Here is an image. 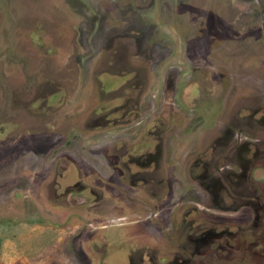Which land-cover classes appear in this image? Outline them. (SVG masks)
<instances>
[{
    "label": "rangeland",
    "instance_id": "obj_1",
    "mask_svg": "<svg viewBox=\"0 0 264 264\" xmlns=\"http://www.w3.org/2000/svg\"><path fill=\"white\" fill-rule=\"evenodd\" d=\"M240 69L262 74L263 80L257 74L256 91L240 80L247 73ZM143 71L158 89L160 99L153 105L163 104L167 111L161 127H150L162 132L157 138L162 161L171 150L170 159L183 163L175 165L178 182L168 184L165 193L178 204L187 181L182 167L193 161L189 200L177 213L189 219V240H181L189 248L164 244L169 263L264 264V210H259L264 208V167L252 170L240 187L208 169L216 175L215 185L225 188L222 199L211 184L200 182L204 138L219 130L213 100L223 94L220 77L250 90L246 97L252 96V103L244 99L248 106L263 102L257 106L262 116L257 113L256 133L264 139V0H0V264H164L159 252L153 260L139 255L146 247L140 226L120 236L124 226L100 228L102 218L80 210L93 205L97 215L105 210L98 201L104 189L97 192L95 184L100 172L136 151L131 140L120 147L123 136L117 140L115 134L132 118L138 88L129 87ZM221 87L229 109H237L232 87ZM164 97L170 104L160 102ZM112 117L119 119L111 123ZM231 117L240 120L236 111ZM89 164L99 172H90ZM57 167H62L58 174ZM108 188L107 195L112 194ZM236 188H252L250 204ZM79 191L91 193V202ZM77 211L83 216L80 227ZM203 223L216 234L202 236ZM146 225L162 235L155 223ZM76 227L83 237L79 247ZM90 229L99 234L96 249L87 243ZM196 239L201 245L192 248Z\"/></svg>",
    "mask_w": 264,
    "mask_h": 264
},
{
    "label": "flooded vegetation",
    "instance_id": "obj_2",
    "mask_svg": "<svg viewBox=\"0 0 264 264\" xmlns=\"http://www.w3.org/2000/svg\"><path fill=\"white\" fill-rule=\"evenodd\" d=\"M111 54L112 53H110V55ZM144 66L150 67V65L147 63H144ZM218 66H220V64L213 68H217ZM243 71L247 72L249 70L240 69V74ZM147 72L149 73L150 71L148 70ZM250 72L251 75H249V72L244 73V76L240 77V80H242L245 86H248L251 91H256V88L253 87H258V82L260 81L258 75L261 77V80H263V76L258 70L255 69H252ZM220 79L221 81L218 83V85L220 86V90H222L223 94H219L217 98L213 97L216 98L213 100V103L216 108L217 120L214 118L216 113L212 114L214 115L213 118L217 121V126L219 125V130L218 133L216 132V134H214V131L211 130L210 132L212 134L209 133L208 136L204 138V142H206L203 145L202 154L205 160L202 163L203 174L200 175L202 178L200 182L203 184V186L205 184H211V186L217 190L219 197L222 199V194L225 192V188H219L215 185L214 182L216 180V175L208 173V169H214L213 174H221L224 179H226V182L229 183V185L235 183L237 187H240L241 182L246 180L247 175H249L252 170L264 167V139L263 137L258 136L256 133V123L259 121L256 119L257 113L262 116V113L258 110L259 108L257 106L263 104V102L260 101L259 104L258 102H255L257 105L253 104L252 106H248L245 104L244 99L248 100V103H252L253 97H246L250 90L245 91L241 89L239 84L234 82V78L230 79L229 82L227 79H225L226 82H224L221 77ZM152 81L155 80H152L151 76L146 74V71H143L142 75H140L135 84H132L130 87L128 85L125 87V93L126 91H129V89H135L136 87L138 88L136 100L133 104L136 109L131 111L130 117L132 118H126V120L130 123L124 121L126 122V125L124 126V122H122V128L120 129L119 127L118 132H116L115 135L118 134L117 140L123 136L120 147L131 140L132 146L136 151L123 156L118 164L105 166L103 169L104 172H100V178L95 184L98 189L97 192H102L104 189L103 194H98L101 197V199L98 201H100L101 205H104L105 210L100 211L99 215H97L98 211L93 209H96L97 206L95 205H93V207L90 209L85 207L80 210L89 212L94 217L102 218V220L98 221V227L100 228H106L110 230L111 227L114 226H124L119 232L120 236H123L126 230L132 232L135 229L134 227L140 226L141 229H143L140 238L144 239L143 245L146 247L139 252V255H150V258L153 260L154 255L159 252L160 257H158L160 261H164V264H170L169 262L171 260L167 256L171 255V253L162 251L163 249H167V245L164 244H168L169 247L179 244V248L184 249L185 251L189 248V243L181 242L182 239L189 240V219L184 221L183 217H178L177 213H179L178 210H180V214L182 213V204L180 206V203L189 200V164H192L193 161L189 163L188 160L187 163H185L182 167V170H186L187 181L184 179L186 188L183 191V194H185V199H183L184 196L181 197L178 204L177 200L173 198H167L168 196H166L165 193H167L166 187L171 186L168 184L176 185V182H178L176 178L175 165H182L183 163L181 161H177L178 159H175V161L170 159L169 156L172 153L171 150H169L168 158L162 161L163 154L160 155L159 152L161 141L158 142L157 139L161 137L162 132L160 129L150 130L151 125L156 126L155 123L159 124L161 127L160 122L165 120V113L167 112L166 108L164 109L163 104H158L156 106L153 105V102L156 100V98L160 99V97L157 93L158 89H153L154 85L152 84ZM224 83H227L228 86L232 87L230 92L233 97L231 98L232 100L237 101L234 105V107H237V109L230 110L228 107L231 105L228 103L229 101L226 99L223 100V95L226 88H222L221 86H223ZM261 91L264 97V89ZM165 101L169 103L167 99L160 102L165 103ZM211 103V101H208V104ZM143 108H146L147 111H144ZM231 111H236L237 116L240 117V120L231 117ZM170 115L175 118V116H177L176 109H173ZM114 118L115 117H112L113 120L111 123H113V121H118L119 119ZM263 121L264 119H262L261 122ZM112 126H114V124H112ZM146 138L150 139L146 140ZM216 150L220 151L221 157L216 152ZM122 151L123 150L121 149L118 153ZM165 155L168 154L165 153ZM187 156L189 157V153ZM217 156H219V158H217ZM221 160H223L224 163L220 164ZM164 163H166V168L162 169L161 164ZM99 164L101 163H98V165ZM89 165L92 166V169H89L90 172L94 170L97 173L98 168L91 164ZM76 166L80 168L81 165L76 164ZM59 169H62V167L56 168V174L60 173L58 172ZM191 169H193V167ZM80 174L82 175V173ZM83 174L86 173L83 172ZM65 175L66 174H63V176ZM54 180H56V182L60 181L59 178H55ZM53 187L54 183L52 184V188ZM108 187L114 191L112 194L107 195V190H109ZM84 190L88 192L87 189ZM90 191L97 194L94 187H92ZM233 191L239 195H246L247 197L243 202L247 205L250 204V199L252 196L255 197L253 195L252 188L251 190H246L244 192L241 188H236ZM87 192L85 193L79 191V195L84 197L83 201L90 200V198L94 197L91 196V193ZM83 201H80L79 208H81ZM237 205L239 204L237 203L236 206ZM233 206L234 204L232 207ZM236 206L233 209H236ZM188 208V206L185 207L184 211H187ZM226 208H228V206ZM259 210L262 211L264 208H260ZM239 212L240 211L236 210L235 213H232L231 215L229 214L230 217L228 215L227 218H231L233 216L235 217V215ZM79 213L80 212L77 211L74 214L77 219L78 227L81 226V218L83 217L78 215ZM174 213L175 216L172 217ZM169 215L170 217H168ZM258 216L259 215L256 209L251 219L254 224L257 221ZM151 223H155L157 225L159 230L162 232L161 236L153 234L151 230H148V226L146 224L149 225ZM185 225L186 227H184ZM78 227H76L75 236L78 237L77 243L79 247V240L83 237H80L82 233ZM223 228H220V233ZM200 229V234L202 236H214V233L216 232L212 231L206 223L201 224ZM220 233L218 234L221 237ZM97 234L91 229L90 233L85 234L88 238L87 243H90L91 247L93 246V248L97 247L99 244V234ZM107 236H110V234H107ZM116 237V235L111 236L113 239ZM171 240H175V242L170 244ZM111 242L118 243V241L115 240ZM200 245L201 243L196 239V241H194V243H192L190 246H192V248H199ZM218 247L222 250H225L226 248L224 244H219L217 248ZM145 250L146 252H143ZM229 251L231 252V250ZM182 262L183 264H187L185 260ZM172 264L179 263L174 262ZM189 264H196V262L194 260H189Z\"/></svg>",
    "mask_w": 264,
    "mask_h": 264
}]
</instances>
